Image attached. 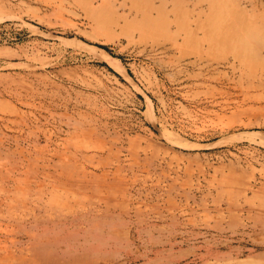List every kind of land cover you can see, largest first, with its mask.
Wrapping results in <instances>:
<instances>
[{
	"label": "rangeland",
	"instance_id": "rangeland-1",
	"mask_svg": "<svg viewBox=\"0 0 264 264\" xmlns=\"http://www.w3.org/2000/svg\"><path fill=\"white\" fill-rule=\"evenodd\" d=\"M0 264H264V0H0Z\"/></svg>",
	"mask_w": 264,
	"mask_h": 264
}]
</instances>
